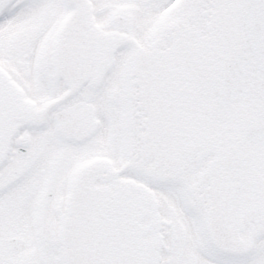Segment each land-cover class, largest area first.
Instances as JSON below:
<instances>
[{
  "label": "snow or ice",
  "instance_id": "1",
  "mask_svg": "<svg viewBox=\"0 0 264 264\" xmlns=\"http://www.w3.org/2000/svg\"><path fill=\"white\" fill-rule=\"evenodd\" d=\"M0 264H264V0H0Z\"/></svg>",
  "mask_w": 264,
  "mask_h": 264
}]
</instances>
